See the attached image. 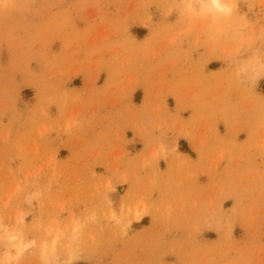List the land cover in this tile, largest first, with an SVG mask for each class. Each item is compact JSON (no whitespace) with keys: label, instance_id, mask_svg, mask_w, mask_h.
<instances>
[{"label":"rangeland","instance_id":"obj_1","mask_svg":"<svg viewBox=\"0 0 264 264\" xmlns=\"http://www.w3.org/2000/svg\"><path fill=\"white\" fill-rule=\"evenodd\" d=\"M219 2L0 0V264H264V0Z\"/></svg>","mask_w":264,"mask_h":264},{"label":"bare ground","instance_id":"obj_2","mask_svg":"<svg viewBox=\"0 0 264 264\" xmlns=\"http://www.w3.org/2000/svg\"><path fill=\"white\" fill-rule=\"evenodd\" d=\"M210 2V4L216 8L222 9L223 5L220 4L219 0H208ZM8 239L12 240L13 238L8 237ZM27 245L24 246L23 248L27 249Z\"/></svg>","mask_w":264,"mask_h":264}]
</instances>
